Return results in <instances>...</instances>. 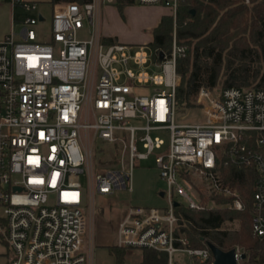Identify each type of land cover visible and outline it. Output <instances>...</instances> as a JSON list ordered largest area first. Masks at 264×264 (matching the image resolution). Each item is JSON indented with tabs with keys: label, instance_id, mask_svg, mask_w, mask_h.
<instances>
[{
	"label": "built area",
	"instance_id": "built-area-1",
	"mask_svg": "<svg viewBox=\"0 0 264 264\" xmlns=\"http://www.w3.org/2000/svg\"><path fill=\"white\" fill-rule=\"evenodd\" d=\"M10 1L12 30L0 39V208L8 264H92L87 198L132 190L136 161L152 155L168 203L131 206L117 227V245L165 251L168 264H183L177 252L213 263L210 246H192L181 230L175 201L181 195L194 210L244 209L240 191L220 172L230 164L253 166L258 173L253 234L264 236V87L201 83L190 107L202 111V120L179 121L177 66L188 48L176 30L171 50L156 60L148 43L102 41L101 6L114 0ZM43 2L53 8L51 40L44 42L35 28L47 20ZM136 3L169 8L176 19L180 0ZM86 25L89 35L82 37ZM163 129L168 141L151 134ZM246 132H255L256 146L242 142ZM96 137L116 143L121 152L117 166L94 175ZM85 164L88 190L81 180ZM235 251L240 262L244 250Z\"/></svg>",
	"mask_w": 264,
	"mask_h": 264
},
{
	"label": "trees",
	"instance_id": "trees-1",
	"mask_svg": "<svg viewBox=\"0 0 264 264\" xmlns=\"http://www.w3.org/2000/svg\"><path fill=\"white\" fill-rule=\"evenodd\" d=\"M60 1L65 0H52L54 3ZM135 3L136 0H115L122 15L125 6ZM174 22L173 15L164 14L153 29L154 38L148 45L153 50L154 59L160 60L158 53L162 50H171ZM176 22L179 43L187 46L189 56L197 62L193 65L182 61L178 63L177 68L182 76L176 92L179 105L192 102L201 84L199 81L206 80L209 85L218 82L219 64L215 68L206 66L202 69V63H218L224 59L234 63L227 50L230 47H243L245 62L242 67H246L253 48H264V0H180ZM102 41L113 43L117 39L103 36ZM253 73L254 80H257L254 86L264 87V65H255ZM249 133L246 132L242 142L256 146L255 132L251 136ZM220 172L227 182L238 188L245 208L235 210L216 206L194 210L180 203L175 211L181 217V230L190 238L192 246L204 247L213 243L225 251L241 246L246 257L239 264H264V236L253 234L252 223L255 213L254 182L258 173L253 166L239 167L235 164L221 165ZM213 198L219 203L225 201L221 196ZM108 248L119 264L125 263V255L132 249L118 245ZM142 250L140 264H168L167 252L153 248ZM196 262L203 264L199 260Z\"/></svg>",
	"mask_w": 264,
	"mask_h": 264
},
{
	"label": "rangeland",
	"instance_id": "rangeland-1",
	"mask_svg": "<svg viewBox=\"0 0 264 264\" xmlns=\"http://www.w3.org/2000/svg\"><path fill=\"white\" fill-rule=\"evenodd\" d=\"M107 1V0H105ZM110 3V2H105ZM104 4V3H103ZM110 5H115V0ZM40 10H42L47 17V20L36 24L35 28L39 33V40H51V20L53 17V8L49 3H41ZM17 15L23 14L22 9H16ZM12 13L13 8L10 0H0V39L12 30ZM110 20H115L113 12L108 13ZM123 16V15H122ZM175 19V18H174ZM177 19V18H176ZM174 22V32L176 30L177 22ZM106 22H103L104 27ZM19 21L16 22V28H20ZM131 27V26H130ZM129 25L124 23L116 25V28L121 29L128 35V38H137V31L130 32ZM132 28V27H131ZM90 27H86L81 31V36L86 37ZM174 36V33H173ZM127 40V39H126ZM127 42H138V40H128ZM134 44V43H132ZM231 51L227 50L229 56L234 63L224 59L218 63H202V69L206 66L215 68L219 64L217 71L219 72L218 85L224 86L229 83H237L244 86H254L257 80H254L253 68L258 63L264 65V48H253L251 56L247 59V66L242 67L245 62V50L243 47H230ZM259 50V53L258 51ZM182 62L193 65L197 63L192 57L188 56ZM152 71L151 67L148 68ZM182 80V77H181ZM200 83H207L206 80L199 81ZM181 83V82H180ZM151 88L139 87V92H148ZM191 103L181 104L178 110V120L185 122L201 121L203 113L200 109H193L190 107ZM186 106L192 109H185ZM143 122V121H141ZM153 136L159 135L169 140L168 130H153ZM88 143H86L87 145ZM93 162L92 170L94 175L99 171L112 168L118 165L116 156H120V148L116 143L109 142L103 138L96 137L92 141ZM159 151L157 150L156 153ZM155 155L148 159H141L136 161V166L133 170L131 183L133 189H120L110 194L95 193L93 197V204L89 196L85 203L86 215L88 218V233H87V254L92 258V264H119L116 256L110 251L108 246H117V227L127 210L131 206H166L168 203L167 195H161V191L167 187L166 181L161 177L160 170L155 163ZM85 171L81 175V180L84 187L90 189L89 181V167L85 164ZM235 186V185H234ZM181 204L187 205V200L181 195L176 196ZM3 210L0 208V264H8L10 260L11 251L9 245L4 240L1 230L4 226ZM119 246V245H118ZM241 247V246H239ZM242 248V247H241ZM243 249V248H242ZM143 257V250L141 248L129 249L125 255V262L130 264H140ZM176 260L183 264H197L186 253H176Z\"/></svg>",
	"mask_w": 264,
	"mask_h": 264
},
{
	"label": "crops",
	"instance_id": "crops-1",
	"mask_svg": "<svg viewBox=\"0 0 264 264\" xmlns=\"http://www.w3.org/2000/svg\"><path fill=\"white\" fill-rule=\"evenodd\" d=\"M110 4L111 2L104 3L101 6V34L106 37H115L117 41L126 43L147 44L151 42L154 38L153 29L158 25L162 15L171 14L170 9L163 6L135 3L125 6L122 16L118 7ZM109 12L114 13L115 20H110ZM103 22H106L104 27ZM121 23L131 26L132 28L128 29L130 32L137 31V38H128V35L119 29ZM117 24L119 28H116ZM128 40H138V42H127ZM162 195H165L164 190H162Z\"/></svg>",
	"mask_w": 264,
	"mask_h": 264
},
{
	"label": "water",
	"instance_id": "water-1",
	"mask_svg": "<svg viewBox=\"0 0 264 264\" xmlns=\"http://www.w3.org/2000/svg\"><path fill=\"white\" fill-rule=\"evenodd\" d=\"M41 18H44L41 16ZM164 56V51H161V58ZM180 204L179 201H175V205L178 206ZM209 246L213 252L214 255V261L211 264H239L237 257H236V251L235 249H231L229 251H225L219 246L209 243ZM246 253L243 252L241 254V258H245ZM124 264H130L128 262H125Z\"/></svg>",
	"mask_w": 264,
	"mask_h": 264
}]
</instances>
